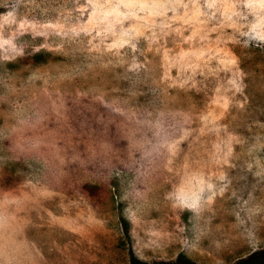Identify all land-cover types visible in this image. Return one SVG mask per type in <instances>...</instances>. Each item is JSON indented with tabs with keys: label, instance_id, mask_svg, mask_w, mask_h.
Here are the masks:
<instances>
[{
	"label": "rangeland",
	"instance_id": "374dc122",
	"mask_svg": "<svg viewBox=\"0 0 264 264\" xmlns=\"http://www.w3.org/2000/svg\"><path fill=\"white\" fill-rule=\"evenodd\" d=\"M263 253L264 0H0V264Z\"/></svg>",
	"mask_w": 264,
	"mask_h": 264
},
{
	"label": "trees",
	"instance_id": "16d2710c",
	"mask_svg": "<svg viewBox=\"0 0 264 264\" xmlns=\"http://www.w3.org/2000/svg\"><path fill=\"white\" fill-rule=\"evenodd\" d=\"M85 189H89L88 191H90L91 193H93V191L90 189L89 186H85ZM128 225V224H127ZM126 231L128 232V226H125ZM260 263H264V253L263 255L253 261H243L239 264H260ZM157 264H197L196 262L192 261L191 259L186 258L185 256H182L179 258V260L177 262H160Z\"/></svg>",
	"mask_w": 264,
	"mask_h": 264
}]
</instances>
